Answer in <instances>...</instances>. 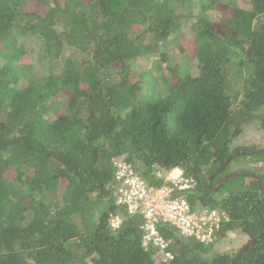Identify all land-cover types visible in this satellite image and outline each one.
<instances>
[{"label": "trees", "instance_id": "obj_1", "mask_svg": "<svg viewBox=\"0 0 264 264\" xmlns=\"http://www.w3.org/2000/svg\"><path fill=\"white\" fill-rule=\"evenodd\" d=\"M220 4L0 0V264H154L141 219L115 205L120 157L155 188L165 184L157 171L179 169L193 181L192 206L229 218L209 244L159 226L167 264H231L237 253L212 249L233 232L251 241L234 264H264V192L253 179L264 189V177L230 171L240 157L264 161L255 146L231 148L248 124L264 131V0L233 8L222 31L206 14ZM188 24L191 47L180 51L195 75L162 52ZM25 37L40 45L39 68L21 61ZM151 57L160 96L140 64Z\"/></svg>", "mask_w": 264, "mask_h": 264}, {"label": "built area", "instance_id": "obj_2", "mask_svg": "<svg viewBox=\"0 0 264 264\" xmlns=\"http://www.w3.org/2000/svg\"><path fill=\"white\" fill-rule=\"evenodd\" d=\"M113 166L115 205L123 207L128 216L141 219V247L144 251L154 250V264H167L173 258L167 250L169 242L160 235L159 226H169L183 237L209 244L221 224L229 220L224 212L192 206L188 202L185 192L192 188L193 181L184 179L179 169L168 172L165 184L155 188L148 186L121 157L115 159ZM108 223L116 230L120 217L109 214Z\"/></svg>", "mask_w": 264, "mask_h": 264}, {"label": "rangeland", "instance_id": "obj_3", "mask_svg": "<svg viewBox=\"0 0 264 264\" xmlns=\"http://www.w3.org/2000/svg\"><path fill=\"white\" fill-rule=\"evenodd\" d=\"M187 6V4H186ZM239 7L242 9H248L249 8V0H221V4L218 6V8L214 10L208 11L206 14L209 17V19L215 23V26L219 29V31H222V28L220 26V21L226 17L229 16L230 12L233 8ZM183 13V11H181ZM190 24V23H189ZM189 24L187 27H183L181 31L182 36L179 38L174 39V35L171 37V42H166L164 46L162 47V52L167 54L170 61L172 60L173 63L171 64L172 67L178 66L180 67L184 74H191L195 75L197 73V64L196 60L191 56L190 61L185 62L182 57H184V53L181 52V48L187 49L191 47V41H192V34L190 33ZM24 52L23 56L21 58V61H24L25 63H31L35 68H39L42 66L43 61L39 60V55L41 53L40 45L37 42L35 38L32 37H25L24 38ZM189 58V57H188ZM64 58L61 57L60 59L56 60L57 65H55L57 68L62 65ZM156 63V57H151L150 59L146 61H141L140 64L142 65V68L149 69L152 72V75L150 77V81L153 82V92L157 96H160L162 94L163 87L161 86V79L162 77L160 75H157L154 69ZM140 74V71H138ZM138 73L137 76H138ZM156 74V75H155ZM165 74H163L164 76ZM239 82V81H238ZM151 85V84H150ZM239 87L237 88V86ZM234 90L232 93L236 94L239 93V89L241 87L240 84L235 83ZM143 93L147 91L146 87L142 88ZM233 94V95H234ZM248 146H255L256 149L254 151H264V131L260 128L257 122H252L248 124L242 133L233 139L231 143V148L236 147H248ZM252 153L251 151L249 154ZM245 170V171H252L255 172L261 176L264 177V161L257 162L255 159H249L246 157H240L236 159L230 168V171L233 170ZM165 180L167 173H162L160 171L156 172V175L159 174ZM234 174H239V172H233ZM256 176L253 177L255 179ZM248 179L243 180L244 182H247ZM221 182V181H220ZM220 182L218 184H220ZM261 182V180H260ZM262 183L264 184V180L262 178ZM229 185V183L227 184ZM217 186V185H216ZM247 242V237L242 234L241 232L236 233H229L225 238L222 240H219L217 243L213 246V253H224L233 256L239 248H241L245 243Z\"/></svg>", "mask_w": 264, "mask_h": 264}, {"label": "water", "instance_id": "obj_4", "mask_svg": "<svg viewBox=\"0 0 264 264\" xmlns=\"http://www.w3.org/2000/svg\"><path fill=\"white\" fill-rule=\"evenodd\" d=\"M256 152V151H255ZM254 153V152H253ZM251 154V153H250ZM240 174H232V175H229V176H227L226 178H223L222 179V181L220 182V184H218L216 187H214V190H217L218 188H220L224 183H225V181L226 180H228V179H230L231 177H233V176H239ZM211 179V178H210ZM255 179L257 180V183H258V187H259V190L261 191V192H264V189H263V187H262V184H261V182H260V179L256 176L255 177ZM210 181V180H209ZM250 242L251 241H247L245 244H244V246L237 252V254H236V256L234 257V259H233V261H232V263L231 264H234L236 261H237V259H238V257L242 254V252L245 250V248L250 244Z\"/></svg>", "mask_w": 264, "mask_h": 264}, {"label": "clouds", "instance_id": "obj_5", "mask_svg": "<svg viewBox=\"0 0 264 264\" xmlns=\"http://www.w3.org/2000/svg\"><path fill=\"white\" fill-rule=\"evenodd\" d=\"M174 169H177V168H174ZM172 170H173V169H172ZM170 171H171V170H170ZM170 171H168V172H170ZM168 172H166V173L168 174ZM156 176L159 177V178L161 177L160 173H159V175L157 174ZM163 181H164V180H163ZM164 183H165V181H164ZM198 206H200V205H198Z\"/></svg>", "mask_w": 264, "mask_h": 264}]
</instances>
